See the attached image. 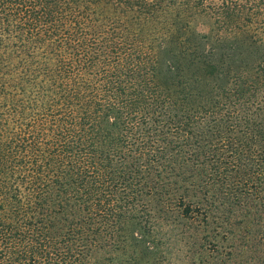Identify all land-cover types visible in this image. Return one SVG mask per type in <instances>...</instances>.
Masks as SVG:
<instances>
[{
  "label": "trees",
  "instance_id": "1",
  "mask_svg": "<svg viewBox=\"0 0 264 264\" xmlns=\"http://www.w3.org/2000/svg\"><path fill=\"white\" fill-rule=\"evenodd\" d=\"M262 60L264 0H0V264H83L65 205L113 219L158 90Z\"/></svg>",
  "mask_w": 264,
  "mask_h": 264
},
{
  "label": "rangeland",
  "instance_id": "2",
  "mask_svg": "<svg viewBox=\"0 0 264 264\" xmlns=\"http://www.w3.org/2000/svg\"><path fill=\"white\" fill-rule=\"evenodd\" d=\"M233 71L191 70L158 90L114 149L116 166L137 170L112 220L90 224L69 198L83 264H264V60Z\"/></svg>",
  "mask_w": 264,
  "mask_h": 264
}]
</instances>
